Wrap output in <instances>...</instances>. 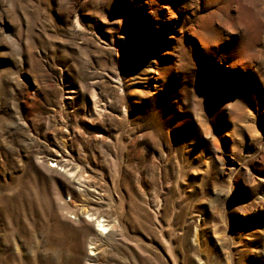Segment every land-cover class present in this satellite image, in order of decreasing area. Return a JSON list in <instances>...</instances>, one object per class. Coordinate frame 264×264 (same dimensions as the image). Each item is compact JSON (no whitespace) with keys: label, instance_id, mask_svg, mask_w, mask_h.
Segmentation results:
<instances>
[{"label":"rangeland","instance_id":"rangeland-1","mask_svg":"<svg viewBox=\"0 0 264 264\" xmlns=\"http://www.w3.org/2000/svg\"><path fill=\"white\" fill-rule=\"evenodd\" d=\"M0 264H264V0H0Z\"/></svg>","mask_w":264,"mask_h":264},{"label":"bare ground","instance_id":"bare-ground-1","mask_svg":"<svg viewBox=\"0 0 264 264\" xmlns=\"http://www.w3.org/2000/svg\"><path fill=\"white\" fill-rule=\"evenodd\" d=\"M54 161H57V162H59L58 160H54ZM97 223H96V226L97 227H99V228H101V229H105V226L106 225H103L101 222H102V220L101 221H96Z\"/></svg>","mask_w":264,"mask_h":264}]
</instances>
